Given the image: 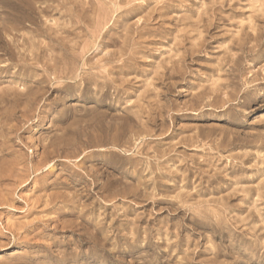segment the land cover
Listing matches in <instances>:
<instances>
[{"label":"rangeland","instance_id":"1","mask_svg":"<svg viewBox=\"0 0 264 264\" xmlns=\"http://www.w3.org/2000/svg\"><path fill=\"white\" fill-rule=\"evenodd\" d=\"M263 17L0 0V264H264Z\"/></svg>","mask_w":264,"mask_h":264},{"label":"bare ground","instance_id":"2","mask_svg":"<svg viewBox=\"0 0 264 264\" xmlns=\"http://www.w3.org/2000/svg\"><path fill=\"white\" fill-rule=\"evenodd\" d=\"M214 10V9H213ZM252 10V9H251ZM263 14V13H262ZM263 16V15H262ZM264 18V17H263ZM250 33V32H249ZM10 94V93H9ZM13 97V96H12Z\"/></svg>","mask_w":264,"mask_h":264}]
</instances>
